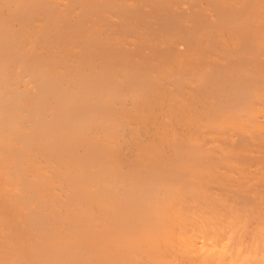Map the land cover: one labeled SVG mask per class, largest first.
Listing matches in <instances>:
<instances>
[{
    "label": "bare ground",
    "instance_id": "bare-ground-1",
    "mask_svg": "<svg viewBox=\"0 0 264 264\" xmlns=\"http://www.w3.org/2000/svg\"><path fill=\"white\" fill-rule=\"evenodd\" d=\"M0 264H264V0H0Z\"/></svg>",
    "mask_w": 264,
    "mask_h": 264
}]
</instances>
